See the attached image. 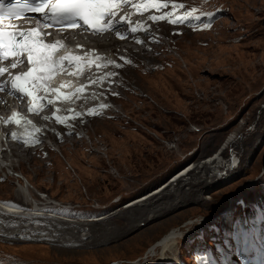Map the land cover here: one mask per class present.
I'll return each mask as SVG.
<instances>
[{"label": "rangeland", "instance_id": "obj_1", "mask_svg": "<svg viewBox=\"0 0 264 264\" xmlns=\"http://www.w3.org/2000/svg\"><path fill=\"white\" fill-rule=\"evenodd\" d=\"M219 1L226 12L212 28L171 34L169 26L161 25L158 41L142 48L141 56L128 54L126 63L113 65L105 81L108 90L92 89L94 95L103 94L96 109L81 103V113L69 124L53 125L54 135L44 131L42 145L24 147L22 153L23 146L16 144L6 154L16 173L0 172V198L23 205L34 196L35 204L42 197L67 205H50L46 211L87 220L90 236L78 239L80 228H75V233L66 229L68 237L59 242L0 237V264H131L137 259L134 264H148L152 258L143 260L146 254L169 231L190 227L195 232L200 219H205L202 227L237 199L251 196L253 186L260 189L264 0ZM14 152L28 156L21 160ZM219 152L235 162L227 172L231 176L219 184L201 181L192 187L189 183L200 175L194 168L186 185L165 187L179 171L201 166ZM21 184L26 188L18 192ZM172 187L178 188L174 194ZM156 190L142 206L127 208ZM96 218L102 219L91 221ZM186 234L175 239L184 255L191 238ZM165 249L153 259L173 261L174 254L164 255Z\"/></svg>", "mask_w": 264, "mask_h": 264}, {"label": "bare ground", "instance_id": "obj_2", "mask_svg": "<svg viewBox=\"0 0 264 264\" xmlns=\"http://www.w3.org/2000/svg\"><path fill=\"white\" fill-rule=\"evenodd\" d=\"M197 32H201V31H197ZM58 35H61V34L59 33ZM61 36L64 39H67L68 41H71V39L68 38V36L67 37L65 35H61ZM78 42L82 44L84 49H86L88 51L96 50L102 56H104L106 59H110V57L114 58V62L115 63H119L118 58L113 56V52L115 50H116V52L128 57V54L129 55H131V54L140 55L139 51H141L142 48L143 49L146 48V46H147L146 45L147 43L146 44L144 43L143 45H137L136 44L135 46H139V47H137V48H139V50H137V52H136V51H133L132 48L127 43H123V40H118V39H116L114 37H111V36H110V38L98 37V36H89V39L85 40L80 35V39L78 40ZM160 44H163L162 46H164V42L163 43L160 42ZM122 47H124V48L122 49ZM141 54L142 55L144 54L145 56L150 57L149 54L147 55L144 52L141 53ZM143 56H142V58H143ZM132 61H134V60H132ZM110 67H113V66L112 65H108V66L103 68L102 74L100 75V76L104 75L103 80L99 84L97 82L92 83V85H90L91 88H93L97 92H100L102 89H103V91L104 90H108V87H104L105 86V82L104 81L107 78H111V77L105 75V74H107L110 71ZM126 67L127 66L124 65V69H126ZM115 69L116 70H118V69L120 70L121 67H116ZM88 74H90V73H88ZM113 79L114 80H119L121 83H123V81H124V79H122V80H120L118 78H113ZM124 84H126V83H124ZM128 85H129V83H128ZM111 88L112 89H117V88H115L113 86ZM118 88L120 89V87H118ZM121 90L123 92V88H121L120 91ZM85 91L86 90H84V92H83L85 95L82 96L81 100L88 99V98H90L92 96L94 98V100L91 103L92 104L93 103H97L96 100H97L98 97H96V95L90 94L89 92H85ZM98 95H100V94H98ZM63 106H64L65 110H69L70 109V105L69 104H60L57 107V109H59V108H61ZM44 127H45L44 129L46 131V134H48V135H50V134L54 135L55 134L56 129H55L54 126L47 125V126H44ZM228 142L231 143L230 141H228ZM42 143L43 142H41V145H42ZM3 145H5V146H3ZM14 145H16V144H13V143L11 144V143H7L5 141H2L1 140V136H0V147L2 146L1 149H0V172H2L3 174H6L7 176L8 175H14L16 173L15 169L13 168V165L15 164V162H13V160H9L6 157L7 153L12 152L13 150H16V147ZM16 146H18V145H16ZM19 149L23 150L22 153H26L27 151H25V150L28 149V148L25 149L24 147H20L19 146ZM221 153L222 152H219V153L215 154L213 157H210L211 159L209 158L208 161L203 162V164L201 166L197 165L196 167L185 169V170L183 169V170L179 171L174 177H172V179L169 181V183L165 187H169V186H171L173 184H175L174 186H177L178 183H179L178 185H181V186L182 185H186L188 183V182H186L187 179H188L187 178V174L189 172L191 173V171L194 168L198 169L197 172L200 175L198 176L199 178L192 179V183H189V184L192 185V187L198 185L201 181H205V183H206L205 185L206 186H213V185H215L217 183L219 184L220 180L226 179L227 177H229V175L231 173L229 174L227 172L232 170L231 166L235 164L234 159H229V160L225 161L223 159V157L221 156ZM13 154H15V156L18 155L16 157L21 158V160H23L25 158V156L26 157L28 156L27 154H18L16 152H14ZM224 166L227 169L225 170L224 173H222L221 169H223ZM215 170H217V174L215 175L216 177L212 178V179L210 178L211 180L208 181L209 177H213L214 176V171ZM188 176H190V175H188ZM202 176H204V177L206 176V177L203 179ZM24 186L26 188V185L21 184V187L19 189H17V191L20 192L21 188H24ZM177 190H178V188L176 189V187L170 188V192L172 194L176 193ZM206 190L208 191V190H210V188L208 187ZM158 193H159V190H156V191H153L147 197H142V198L139 197V199H136V200L128 203L127 208L132 207V206L135 207L137 205H141L142 206L144 204L143 202H145V200L147 198H149V197H151L153 195H156ZM29 194H32V193L29 191L28 192V197H30ZM24 197H25V195H24ZM33 198H34V196L30 197V203H28L29 200L28 201L26 200L27 198L25 200L23 199L24 200L23 204L25 205L24 207L10 206V205H12L11 203H13V200H10V199H5L4 200V199L0 198V237L9 238L11 240L12 239H15V240H24V239L38 240V239H43V240H46L48 242L49 241H57V242H59V241H62L60 239V237L62 238L65 235L68 237V235L66 234L67 233L66 229H70L71 231L74 232L75 228H77V229L80 228V231H78V235L79 236L77 238L78 239L89 238L90 235L88 234V232L90 230L87 232L86 231L87 228H85V226H86V224L88 222L87 220L85 222L83 220H74V219H70V218L59 217V216H57V215H55V214H53V213H51L49 211H46V210H48V206H49V203L46 201V198L44 199V198L40 197V200H42V202H38V204L32 203V199ZM27 204H29L28 208H26ZM98 219L99 218H96V219H93L91 221H94V222L95 221H99L102 218L99 219V220ZM203 220H205V219H203ZM203 220L200 219L196 223L197 225L195 227L199 228L201 225H203L204 224ZM34 223H35V225H32ZM57 223H61L62 226H64V227L63 228H59V227L57 228ZM185 226H188V225H185ZM186 230L188 231L187 232L188 235L193 233L192 232V228H190V227L186 228L184 230H180L179 229V230L169 231L167 234H165L158 241L157 244H155V245L152 244L153 246L148 251V253L146 254V257L143 260H145V259L149 260L150 258H152L149 261V263L147 262L148 264H152V263L157 262L153 258L155 257L156 253L159 250L164 249L166 247H167V249H165L164 255H168L169 256V253L171 252V253L174 254V258H175L176 257V253H175V250H174L175 248H174V246L171 248L170 245L175 242V239H176L177 236L182 235V234L183 235L186 234ZM69 238H71V237H69ZM137 260H135L134 262H136ZM143 260H141V261H143ZM134 262H132L131 264H134Z\"/></svg>", "mask_w": 264, "mask_h": 264}, {"label": "snow or ice", "instance_id": "obj_3", "mask_svg": "<svg viewBox=\"0 0 264 264\" xmlns=\"http://www.w3.org/2000/svg\"><path fill=\"white\" fill-rule=\"evenodd\" d=\"M131 0H11L10 3H5V0H0V21L5 18H20L24 12L42 13L46 22L58 27L75 28L77 26L85 27L90 30L92 34H98L105 31H112L115 29L117 21L110 17H115L117 7L127 6ZM139 7V6H137ZM145 7H153L156 9L167 8V3H157L156 0ZM172 8H184L183 4H172ZM47 9V11H45ZM196 9H192L195 12ZM192 13H186L184 16H176L169 22L172 24L182 23ZM199 18L198 16L196 17ZM150 19L155 22L158 20H165L166 17L152 16ZM104 21L103 26L100 22ZM125 17L121 16L119 23H122ZM39 23V21H38ZM205 28L210 25H204ZM131 32H136V27L129 29ZM17 36L20 37L17 40ZM123 39L121 35L119 37ZM139 42V41H137ZM59 42L53 44H45L38 37L35 29L31 31H5L0 28V58L6 59L9 54L19 56L22 53L26 54L27 62L30 65L28 72L23 73L22 76L12 78L11 87L16 92L26 94L32 97L33 93L30 88L35 87L37 82H44L55 71L56 65L60 61L67 60L69 63L77 57H61L60 61L54 59V50L58 47ZM17 65L13 64L15 68ZM5 69L0 68V74H3ZM6 85H0V91H3ZM11 94V93H10ZM101 107H105L102 105ZM29 111H33L30 107ZM91 114V113H90ZM16 113L10 119H15ZM58 122H59V118Z\"/></svg>", "mask_w": 264, "mask_h": 264}, {"label": "clouds", "instance_id": "obj_4", "mask_svg": "<svg viewBox=\"0 0 264 264\" xmlns=\"http://www.w3.org/2000/svg\"><path fill=\"white\" fill-rule=\"evenodd\" d=\"M115 52V51H114ZM114 52H113V54H114ZM36 119H40V117H36Z\"/></svg>", "mask_w": 264, "mask_h": 264}]
</instances>
